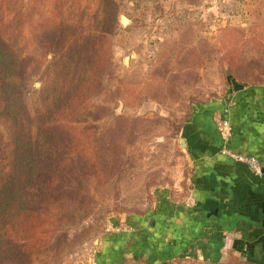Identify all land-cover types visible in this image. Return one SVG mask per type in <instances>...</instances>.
Segmentation results:
<instances>
[{
    "label": "rangeland",
    "instance_id": "rangeland-1",
    "mask_svg": "<svg viewBox=\"0 0 264 264\" xmlns=\"http://www.w3.org/2000/svg\"><path fill=\"white\" fill-rule=\"evenodd\" d=\"M80 1L93 20L102 0ZM117 1L118 22L108 34L111 62L79 115L96 129L85 132L94 138L92 156L77 161L89 189H82L83 179L62 190L47 186L46 201L33 199L31 216H42L36 234L28 229L23 240L16 228L7 242L11 257L2 255L7 264H102V257L103 264H123L112 248L115 237L157 223L190 194V160L180 136L193 110L228 95L240 82L236 77L264 81V0ZM69 35L61 36L51 63L32 77V92L56 70L64 85L61 54ZM7 143L0 121L5 171ZM12 254H22V263ZM126 264L157 262L129 258ZM167 264L248 263L227 252L219 261L181 256Z\"/></svg>",
    "mask_w": 264,
    "mask_h": 264
},
{
    "label": "trees",
    "instance_id": "trees-1",
    "mask_svg": "<svg viewBox=\"0 0 264 264\" xmlns=\"http://www.w3.org/2000/svg\"><path fill=\"white\" fill-rule=\"evenodd\" d=\"M86 4L0 0V121L8 135V169L0 165V264L10 260H2V255L10 256L7 242L16 228L23 240L28 229L36 234L42 216H31L33 202L47 200V186L48 191L62 190L65 183L72 187L83 179L82 189H89L77 161L92 156L94 138L85 132L96 129L86 127L79 115L111 62L108 34L118 22L119 6L117 0H102L90 20ZM66 33L70 41L61 54L67 68L64 85L56 70L43 79L40 91L32 92V77L51 63L48 56L57 54L58 40ZM236 79L264 84L243 76ZM12 256L22 263V254Z\"/></svg>",
    "mask_w": 264,
    "mask_h": 264
},
{
    "label": "crops",
    "instance_id": "crops-1",
    "mask_svg": "<svg viewBox=\"0 0 264 264\" xmlns=\"http://www.w3.org/2000/svg\"><path fill=\"white\" fill-rule=\"evenodd\" d=\"M218 113L231 121V148L257 157L264 169V84L240 81L188 117L180 141L184 138L190 160V194L182 205L160 214L157 223L135 225L115 237L112 248L123 264L129 258L166 264L181 256L219 261L227 252L264 264V175L221 153Z\"/></svg>",
    "mask_w": 264,
    "mask_h": 264
},
{
    "label": "built area",
    "instance_id": "built-area-1",
    "mask_svg": "<svg viewBox=\"0 0 264 264\" xmlns=\"http://www.w3.org/2000/svg\"><path fill=\"white\" fill-rule=\"evenodd\" d=\"M214 120L223 141L221 146V153L226 156H229L235 161L246 163L253 173L259 176H263L264 169L261 165L260 160L257 157L237 153L231 148L230 140L233 135V129L230 119L225 117L223 114L218 113L215 115Z\"/></svg>",
    "mask_w": 264,
    "mask_h": 264
},
{
    "label": "water",
    "instance_id": "water-1",
    "mask_svg": "<svg viewBox=\"0 0 264 264\" xmlns=\"http://www.w3.org/2000/svg\"><path fill=\"white\" fill-rule=\"evenodd\" d=\"M180 142H181L182 146H184V147L186 146V142H185L184 138H182ZM113 223L115 224L116 222L113 220Z\"/></svg>",
    "mask_w": 264,
    "mask_h": 264
}]
</instances>
